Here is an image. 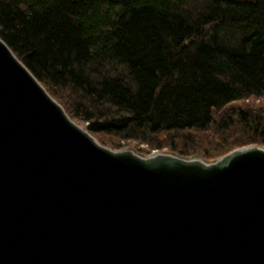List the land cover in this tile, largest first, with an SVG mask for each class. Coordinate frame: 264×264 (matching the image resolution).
I'll return each instance as SVG.
<instances>
[{"label": "water", "instance_id": "water-1", "mask_svg": "<svg viewBox=\"0 0 264 264\" xmlns=\"http://www.w3.org/2000/svg\"><path fill=\"white\" fill-rule=\"evenodd\" d=\"M0 264H264V147L111 149L0 38Z\"/></svg>", "mask_w": 264, "mask_h": 264}, {"label": "trees", "instance_id": "trees-1", "mask_svg": "<svg viewBox=\"0 0 264 264\" xmlns=\"http://www.w3.org/2000/svg\"><path fill=\"white\" fill-rule=\"evenodd\" d=\"M0 38L111 149L264 147V0H0Z\"/></svg>", "mask_w": 264, "mask_h": 264}, {"label": "rangeland", "instance_id": "rangeland-1", "mask_svg": "<svg viewBox=\"0 0 264 264\" xmlns=\"http://www.w3.org/2000/svg\"><path fill=\"white\" fill-rule=\"evenodd\" d=\"M84 126V125H83ZM85 127V126H84ZM135 145H137V141H135V142H133L131 145H125V146H123L121 149H116V150H122L123 148H126V149H132V150H136L137 151V149L135 148ZM140 145V144H139ZM146 147V144H144V145H140V148H145ZM156 151H160L161 152V150H158V149H156V150H154L152 153H156ZM164 151H166V150H164ZM167 151H169V150H167ZM139 152V151H138ZM171 152H173V151H171ZM140 153V152H139ZM152 153H148V154H152ZM175 153V152H174ZM140 154H142V153H140ZM148 154H146L145 153V155H148ZM175 154H177V153H175ZM142 155H144V154H142ZM144 155V156H145ZM178 155V154H177ZM180 155V154H179ZM182 156V155H181ZM184 157V156H183ZM190 157V156H189ZM188 157V158H189ZM208 161H211V160H208Z\"/></svg>", "mask_w": 264, "mask_h": 264}]
</instances>
